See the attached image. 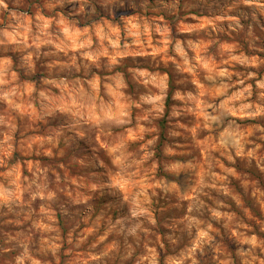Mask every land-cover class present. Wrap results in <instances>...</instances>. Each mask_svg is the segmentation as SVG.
<instances>
[{"label":"clouds","instance_id":"clouds-1","mask_svg":"<svg viewBox=\"0 0 264 264\" xmlns=\"http://www.w3.org/2000/svg\"><path fill=\"white\" fill-rule=\"evenodd\" d=\"M0 264H264V0H0Z\"/></svg>","mask_w":264,"mask_h":264},{"label":"trees","instance_id":"trees-1","mask_svg":"<svg viewBox=\"0 0 264 264\" xmlns=\"http://www.w3.org/2000/svg\"><path fill=\"white\" fill-rule=\"evenodd\" d=\"M160 129H161V141H163L165 139V126H164V122L161 121L160 124Z\"/></svg>","mask_w":264,"mask_h":264},{"label":"rangeland","instance_id":"rangeland-1","mask_svg":"<svg viewBox=\"0 0 264 264\" xmlns=\"http://www.w3.org/2000/svg\"><path fill=\"white\" fill-rule=\"evenodd\" d=\"M161 121H163L164 122V126H165V139L163 140V141H165L166 139H167V136H166V130H167V121L166 120H161ZM160 121V122H161ZM163 141H161V142H163Z\"/></svg>","mask_w":264,"mask_h":264}]
</instances>
